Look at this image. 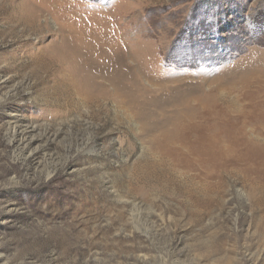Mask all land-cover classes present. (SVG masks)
<instances>
[{
	"label": "rangeland",
	"instance_id": "rangeland-1",
	"mask_svg": "<svg viewBox=\"0 0 264 264\" xmlns=\"http://www.w3.org/2000/svg\"><path fill=\"white\" fill-rule=\"evenodd\" d=\"M0 264H264V0H0Z\"/></svg>",
	"mask_w": 264,
	"mask_h": 264
},
{
	"label": "bare ground",
	"instance_id": "bare-ground-1",
	"mask_svg": "<svg viewBox=\"0 0 264 264\" xmlns=\"http://www.w3.org/2000/svg\"><path fill=\"white\" fill-rule=\"evenodd\" d=\"M251 73H252V70L250 67L244 74H251ZM211 103L212 102L208 103L209 104V108H208L209 111L206 113L207 115L205 116V117H208L209 123L204 126L205 131L202 133V135L200 137H198L205 144L202 143L200 145L208 146V148L206 150H204V152H207L206 154H208L210 152L214 153L215 149H213V150H211V149L214 146L215 147L217 146V147H221L220 153H219V155H217V157H222L221 151H225V154H228V156H231V155H233L235 148L238 147V146H236L237 141H238V139L236 138L237 136H235L234 132H232L229 129L230 126L229 127L227 126L228 123L226 121H224V123H223V122H221L222 119L218 120L216 118V116L214 115V113L212 111L213 109L211 107V105H212ZM236 106H237V108H239V110H241L239 105H236ZM190 108L191 107H189V114H187V116L184 115L182 118H179V120L177 121V130L174 131L172 136L173 137L176 136L175 138L177 140H179V142H182L184 145L189 146L190 150L193 151V150H195L194 149L195 144H192V138H194L193 136H194V134H196V133H193V131H195L196 124L198 123L197 120L199 121V119L204 117V113H205L204 110L205 109L203 108V106L200 107V105L198 108L193 109V110ZM185 112H186V110H185ZM181 115H183V114H181ZM199 123H200V121H199ZM211 124L215 126L212 134H210L211 129L207 128V126L211 125ZM197 128L199 129L200 127L198 126ZM229 132H231L232 136H233L231 141H230L229 137L227 136L229 134ZM226 139H228L229 141ZM249 140H251L252 143L254 142V139H249ZM257 140H259V139H257ZM226 141H228L230 143V145H229L230 147H226L227 146ZM255 143H257V142H255ZM202 146L198 149H204ZM187 149H188V147H187ZM198 149H196L195 151H199ZM186 154H187V152H186Z\"/></svg>",
	"mask_w": 264,
	"mask_h": 264
}]
</instances>
